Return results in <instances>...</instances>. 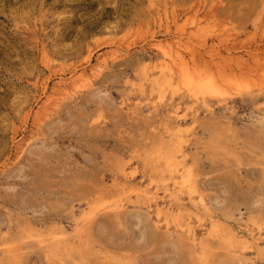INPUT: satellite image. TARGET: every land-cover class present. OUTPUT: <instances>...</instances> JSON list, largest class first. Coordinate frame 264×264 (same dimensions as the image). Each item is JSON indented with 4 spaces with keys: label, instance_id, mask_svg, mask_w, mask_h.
Segmentation results:
<instances>
[{
    "label": "rangeland",
    "instance_id": "rangeland-1",
    "mask_svg": "<svg viewBox=\"0 0 264 264\" xmlns=\"http://www.w3.org/2000/svg\"><path fill=\"white\" fill-rule=\"evenodd\" d=\"M0 264H264V0H0Z\"/></svg>",
    "mask_w": 264,
    "mask_h": 264
},
{
    "label": "bare ground",
    "instance_id": "bare-ground-1",
    "mask_svg": "<svg viewBox=\"0 0 264 264\" xmlns=\"http://www.w3.org/2000/svg\"><path fill=\"white\" fill-rule=\"evenodd\" d=\"M195 51H196V49H195ZM178 56L179 55H177V57ZM180 56L178 58V61H176L175 57H173V56L172 57L169 56V58L167 57L168 59H170L169 61H171V63H170L171 66H169V63H164L163 62V64L159 67L160 68V77L161 78H165V79H168V81H170L169 79H173V78H175V76H177V74H180V77L183 79V86H184V89H185V93L191 99H194L196 101H199V100L202 99L201 101L203 102V100L205 101V99L208 97V95H214L215 96V95L219 94L220 88L218 86V80L216 79V77L214 75H212V74H209V75L205 74L204 75V74H198V73L191 72L190 68H189L190 66L188 67L189 64L187 65L188 62H186L185 59H180ZM194 60L192 61V63L194 62ZM165 64H168V65H165ZM177 187H179V189L182 192L184 190H186V191L187 190H193L194 187H195V183H194L193 180L192 181L191 180L183 181L182 183L177 184ZM191 192L195 193L194 190L191 191ZM154 199L155 198H152L151 200H154ZM188 231L189 232L191 231L190 228L188 229ZM233 240H234L235 243L238 242L236 238H233Z\"/></svg>",
    "mask_w": 264,
    "mask_h": 264
}]
</instances>
